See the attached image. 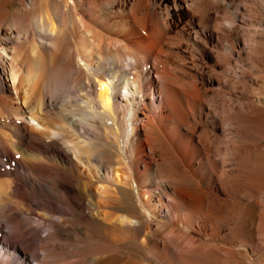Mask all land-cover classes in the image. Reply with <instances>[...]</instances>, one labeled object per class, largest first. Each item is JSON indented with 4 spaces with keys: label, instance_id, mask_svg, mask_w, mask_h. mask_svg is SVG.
I'll list each match as a JSON object with an SVG mask.
<instances>
[{
    "label": "bare ground",
    "instance_id": "bare-ground-1",
    "mask_svg": "<svg viewBox=\"0 0 264 264\" xmlns=\"http://www.w3.org/2000/svg\"><path fill=\"white\" fill-rule=\"evenodd\" d=\"M0 264H264V0H0Z\"/></svg>",
    "mask_w": 264,
    "mask_h": 264
},
{
    "label": "rangeland",
    "instance_id": "rangeland-1",
    "mask_svg": "<svg viewBox=\"0 0 264 264\" xmlns=\"http://www.w3.org/2000/svg\"><path fill=\"white\" fill-rule=\"evenodd\" d=\"M9 85H10V87H12V82L9 80Z\"/></svg>",
    "mask_w": 264,
    "mask_h": 264
}]
</instances>
